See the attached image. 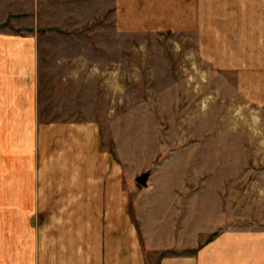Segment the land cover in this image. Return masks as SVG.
<instances>
[{"label":"rangeland","instance_id":"obj_1","mask_svg":"<svg viewBox=\"0 0 264 264\" xmlns=\"http://www.w3.org/2000/svg\"><path fill=\"white\" fill-rule=\"evenodd\" d=\"M211 1L210 11L199 6L195 22L177 30H156L150 21L146 31L132 16V32L99 33L100 76L113 80H100L99 92H45L42 110L51 123L91 122L96 137L79 138L77 150L70 138L53 139L43 161L3 155V217L20 223L70 215L74 210L55 208L58 201L82 199L80 188L83 200H105L111 185L132 218L159 216L168 200L175 209L165 212L193 220L198 235L214 223L215 233L264 229V50L221 49L218 1ZM50 6L61 12L54 27L74 24L90 9L76 0ZM28 167L32 176L17 175ZM38 169L45 175H33ZM143 172L145 186L134 181ZM38 201L45 208L34 207Z\"/></svg>","mask_w":264,"mask_h":264},{"label":"crops","instance_id":"obj_2","mask_svg":"<svg viewBox=\"0 0 264 264\" xmlns=\"http://www.w3.org/2000/svg\"><path fill=\"white\" fill-rule=\"evenodd\" d=\"M76 1L86 9L89 6L85 18L54 27L61 12L51 8V0H0V177L7 175L8 168L1 166L6 155L13 161H43L49 158L53 139L59 143V138H70L75 150L79 138L94 140L91 122L63 117L51 123L49 118L43 120L42 110L45 92L47 96L99 92L100 80H113V76H100V32L128 34L132 16L147 25L146 31L152 30L150 21L156 30H177L195 22L199 6L203 12L210 11L212 2L104 0L100 6V0ZM217 1L220 48L249 47L259 55L264 50V0ZM79 16L83 15L75 17ZM100 19L106 24L99 25ZM247 32L249 45L244 44ZM37 171L33 175H45ZM17 175L32 176L31 167ZM110 186L105 200H83L80 188L82 199L58 201L55 206L74 210L70 215L33 216L27 222L3 217L0 202V264H264L263 228L248 232L226 227L215 233L214 223L198 235L193 220L165 212L175 209L168 200L162 201L159 216L132 218L128 204L115 199ZM41 204L45 208V202L39 201L34 207ZM83 209H90V215Z\"/></svg>","mask_w":264,"mask_h":264},{"label":"water","instance_id":"obj_3","mask_svg":"<svg viewBox=\"0 0 264 264\" xmlns=\"http://www.w3.org/2000/svg\"><path fill=\"white\" fill-rule=\"evenodd\" d=\"M147 176H148V173L146 172H143V173H140L139 175H137L135 178H134V181L141 185V186H145L146 185V179H147Z\"/></svg>","mask_w":264,"mask_h":264}]
</instances>
